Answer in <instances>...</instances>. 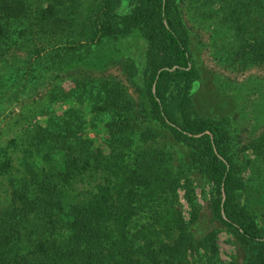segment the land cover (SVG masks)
Returning a JSON list of instances; mask_svg holds the SVG:
<instances>
[{"label":"trees","instance_id":"1","mask_svg":"<svg viewBox=\"0 0 264 264\" xmlns=\"http://www.w3.org/2000/svg\"><path fill=\"white\" fill-rule=\"evenodd\" d=\"M184 1L0 0V264H199L194 252L214 257L218 245L216 229L198 236L184 216L180 189L200 220L195 176L242 264H264V228L240 199L264 183V133L247 145L249 182L229 114L198 91ZM190 2L232 31L226 54L264 65V0ZM137 34L145 61L124 65L143 74L139 111L119 81L73 71L123 60ZM161 137L181 147L179 171Z\"/></svg>","mask_w":264,"mask_h":264},{"label":"rangeland","instance_id":"2","mask_svg":"<svg viewBox=\"0 0 264 264\" xmlns=\"http://www.w3.org/2000/svg\"><path fill=\"white\" fill-rule=\"evenodd\" d=\"M84 1L88 6L89 0ZM194 5L190 0H186L182 4V9L192 34V62L199 71L198 91L202 93L201 99L205 107L209 106L211 99H213L212 102L215 99L216 111L229 114V122L226 126L231 140V154L237 153L234 160L240 166L241 174L249 181L251 176L254 178L255 171L253 164L248 163L247 160L254 159L255 156L247 145L264 133V65L241 56L234 60L233 56L226 54L227 49L224 45H228L232 31L227 26L214 23V19L204 14V10L199 8L200 4L195 3ZM122 11H127V7H123ZM146 47V41L139 34L133 35L123 40L120 45L121 50L117 54L122 55L123 60L112 61L99 68L86 67L81 70V67H78L73 71H81L82 74H87L92 78H113L119 81L133 98L139 111L141 110L140 91L143 86V74L141 71L137 76H132L134 70L126 69L124 62L132 57L136 59L137 65L143 64ZM40 69L45 73L46 69L39 67L38 70ZM72 73L76 75L75 72ZM3 80L7 86H15L17 83L16 75L12 72H6ZM64 85L68 87L67 82H64ZM4 91L7 92L5 88ZM224 97L228 99L227 104L218 103ZM18 107L20 106L15 105L14 110ZM139 120L142 124H146L145 116L141 112ZM158 143L160 147L168 151L175 170L179 171L183 156L181 147L162 137ZM259 168L264 177V166L261 165ZM191 179L195 201L201 215L200 220L193 224L194 209L188 201L185 190L180 189L179 196L186 221L190 228L195 229L198 236H203L208 231L216 229L218 245L216 256L211 257V252L200 249L194 252L191 261L198 260L199 264H242L231 233L209 214L208 202L212 197L211 184L201 177L195 176ZM251 184L254 183L251 182ZM240 199L249 206L258 225L264 228V183L258 184L255 189H245L240 194Z\"/></svg>","mask_w":264,"mask_h":264}]
</instances>
